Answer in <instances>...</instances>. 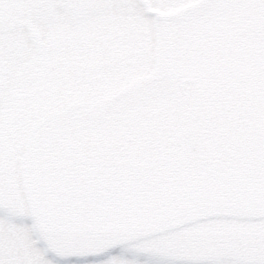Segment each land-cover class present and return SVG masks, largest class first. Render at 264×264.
Wrapping results in <instances>:
<instances>
[{
	"label": "snow or ice",
	"instance_id": "obj_1",
	"mask_svg": "<svg viewBox=\"0 0 264 264\" xmlns=\"http://www.w3.org/2000/svg\"><path fill=\"white\" fill-rule=\"evenodd\" d=\"M0 264H264V0H0Z\"/></svg>",
	"mask_w": 264,
	"mask_h": 264
}]
</instances>
